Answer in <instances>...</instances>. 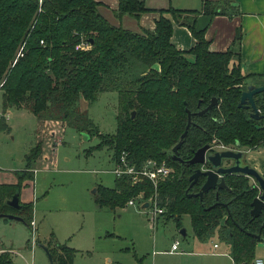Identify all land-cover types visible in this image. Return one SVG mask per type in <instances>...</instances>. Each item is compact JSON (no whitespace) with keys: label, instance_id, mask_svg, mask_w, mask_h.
<instances>
[{"label":"trees","instance_id":"trees-1","mask_svg":"<svg viewBox=\"0 0 264 264\" xmlns=\"http://www.w3.org/2000/svg\"><path fill=\"white\" fill-rule=\"evenodd\" d=\"M96 5L94 0H0V128L6 109L15 107L37 120L66 121L89 136L93 124L79 109V100L92 102L99 92L115 91V130L104 141L112 146V160L123 151L135 166L153 159L163 161L170 172L157 180L155 189L147 180L130 184L126 177L114 178L111 188L95 187L94 203L112 210L132 196L140 193L146 199L155 191L160 215L173 218L177 226L187 215L196 239L215 232L233 263L249 264L264 237V209L256 217L249 215L255 188L246 177L231 174L223 177V187L199 197L203 176L191 185L188 180L196 166L166 154L184 130L186 111L189 123L176 149L182 161L212 140L251 145L264 138V127L256 128L236 106L237 84L251 76L242 75L238 65L228 67L230 50L209 51L203 36L213 15H234L236 6L231 0H201L197 10L153 9L158 14L153 29L133 33L107 23ZM147 10L142 0H117L115 13L138 17ZM172 22L189 30L194 39L189 49L170 42ZM238 40L236 30L233 42ZM132 62L142 68L135 76L126 71ZM212 97L216 104L200 113ZM39 151V145L29 150L19 180L32 179L27 169ZM18 188L19 183L0 184V213L17 215L29 227L31 203L18 200V210L5 204ZM52 243L43 245L53 264H72L73 250ZM0 264H13L6 251H0Z\"/></svg>","mask_w":264,"mask_h":264},{"label":"rangeland","instance_id":"rangeland-1","mask_svg":"<svg viewBox=\"0 0 264 264\" xmlns=\"http://www.w3.org/2000/svg\"><path fill=\"white\" fill-rule=\"evenodd\" d=\"M179 1L142 0L149 10L138 17L117 16L116 5L108 4L105 16H100L111 26L128 31L129 27H135L141 33L148 30L145 24L152 22L153 9L181 8ZM229 50L230 59L235 58V47ZM231 66L236 64L228 62V67ZM126 71L135 76L142 68L132 62ZM116 106L115 91L99 92L92 102L81 106L94 125L87 139L66 121L37 120L24 109L7 111V122L2 121L5 125L0 128V184L19 183V202L31 203L32 218L39 224V238L46 240L51 232L60 245L73 250L72 264H231L227 257L209 255L212 242L219 241L217 234L213 232L203 240L196 239L187 215L181 217L177 226L173 218L163 215L152 222L149 210L142 211L137 203L112 210L94 203L96 185L113 186L114 176L108 170L112 168L113 150L104 141L114 133ZM39 125L44 129L45 138L38 142L35 130ZM49 135L53 137L51 140ZM35 145H39L42 156L41 162L34 160L27 169H35L33 180H19L17 174L26 169L25 156ZM30 229L20 221L0 218V247L12 249L1 247L0 251H6L13 264H49L37 239L36 225L34 238ZM179 229L184 230V237ZM175 240L176 251L182 252L181 256L168 251ZM213 252L226 255L222 245ZM253 257L264 261V238L256 244Z\"/></svg>","mask_w":264,"mask_h":264},{"label":"crops","instance_id":"crops-1","mask_svg":"<svg viewBox=\"0 0 264 264\" xmlns=\"http://www.w3.org/2000/svg\"><path fill=\"white\" fill-rule=\"evenodd\" d=\"M94 1L97 3L96 10L101 16H105L106 5L109 4L110 6L115 7V5L117 4V0H94ZM200 1L201 0H180L179 2L180 5H182V7L178 9H188V10L196 9L200 6ZM231 1L236 6L237 13L231 16H227L225 14L213 15L203 35L207 41V48L209 51L212 52H222L224 50L230 49L231 47H235L236 56L235 58H231L229 60V63L230 64L235 63L236 65H238L240 73L242 75H250L251 77L254 78L260 77L264 79V0H231ZM152 15H153V19L151 24L149 25H147V23L145 24L148 30L153 29L154 20L156 19L158 14L154 12ZM129 28L130 31L133 33H140V31L135 27H129ZM236 30H238L239 32V40L238 42H233V38ZM170 42L173 44L174 47L180 50H187L193 45L194 39L191 36L189 30L185 26H181L172 22ZM85 102L86 101L83 99L79 100L78 106L80 104L79 106L80 110H82L81 106H83ZM11 109H20V108H15V107L7 108L4 113L5 123L7 122V117H5V115L7 114V111ZM40 125L35 130V136L38 142L41 138H45L43 137L44 129ZM48 138L51 140L53 137H50L49 135ZM87 138H89L88 135ZM41 156H42L41 151H39V157L35 159V161L37 160L41 162ZM246 159L249 162V164L253 166L258 172L264 173V150L258 151V156L249 153L248 155H246ZM111 161H112V157H111ZM108 170L110 172L111 169ZM29 171H31L32 173V179H31L32 181L35 169L30 168ZM93 192H95V188ZM33 223L36 225L37 239L41 242L42 245L48 240L57 242V238L52 236L51 232L49 233L48 239L46 238L45 240L42 237L39 238V232H38L39 224H37L34 220ZM262 239H260L256 244H258ZM219 242L220 241L212 242L211 244L212 251L209 252L210 253L209 255L213 258H223V259L229 258L231 264H233L228 253L227 245L224 243L220 244ZM213 244H216V246L213 247ZM221 245L225 247L226 255H224L223 253L219 254L213 252V250L217 249ZM1 247L7 248V250H12L10 246L3 245ZM172 254L177 256L183 255L182 252H177V251H175ZM253 258H259V257H253Z\"/></svg>","mask_w":264,"mask_h":264},{"label":"water","instance_id":"water-1","mask_svg":"<svg viewBox=\"0 0 264 264\" xmlns=\"http://www.w3.org/2000/svg\"><path fill=\"white\" fill-rule=\"evenodd\" d=\"M246 89H247L246 92H241L238 105H240V103L243 101L245 96L250 97V95H252L253 93L264 90V86L262 87L247 86ZM214 104H215V98L212 97L209 103L207 104V106L202 110H200V113L204 112L206 109H208ZM130 115L133 116V111L130 112ZM186 115H187V122L185 124L184 130L181 132L179 136L178 141L169 150L166 151V154L169 155L171 159L178 160L179 162H183V161L177 157L176 149L180 145L181 139L185 135L186 128L189 123L188 111H186ZM82 135H84V139H87V135L85 133H83ZM208 148H209L208 144L202 145L192 153V156L189 159L184 161V163L186 164H207L209 166V168L205 171L196 169L188 178L189 180H191L190 183H192L193 181H195L198 175L204 176L203 183L201 184L200 190L196 193V195L200 197L202 192H205L208 189L223 187L224 184L221 175L231 174V173L251 175L261 190L260 194L257 197H254L250 203L251 209L249 210V214L251 217H256L260 213L261 209L264 208V178L257 175L251 168L248 167L247 164L243 163L242 152L219 151V152L211 153L208 150ZM224 162H229V165L223 166ZM5 204L15 210H18L20 208V205L18 204L17 193H14L8 200H6ZM146 205L147 203L143 202L141 204V208L146 207ZM0 218L12 219L22 222L21 217L11 213H0ZM179 234L181 236H184L185 234L184 230L179 229ZM40 246L42 247V249L44 250L47 256L48 263L53 264L51 255L47 251V248L42 244Z\"/></svg>","mask_w":264,"mask_h":264},{"label":"flooded vegetation","instance_id":"flooded-vegetation-1","mask_svg":"<svg viewBox=\"0 0 264 264\" xmlns=\"http://www.w3.org/2000/svg\"><path fill=\"white\" fill-rule=\"evenodd\" d=\"M247 86L262 87V86H264V79L260 78V77L254 78V77H249V76L246 77L245 76V78L242 80V82L240 84H237V87L239 88V95H238L237 103H236V106L238 108L245 111L247 118L256 123V125H255L256 128H262V127H264V90L253 93L252 95H250V97L245 96L243 101L240 103V105H238L240 94H241V92L247 91V89H246ZM215 104H216V101H215ZM208 145H209L208 150L211 153L212 152H219V151H233V152L239 151V152H242L243 163L247 164L248 167L251 168L257 175L264 178V173L258 172L253 166H251L249 164V162L246 159V155H248L249 153L252 155H256V154L258 155V151L264 150V138L257 141L256 143L251 144V145H239L237 142H234L233 144H229V145H223L217 140H212L210 143H208ZM184 161H186V160H183V162H181V163L184 164ZM194 165L196 166L194 168L195 170L199 169L201 171H205L209 168V166L207 164H194ZM228 165H229V162L223 163V166H228ZM231 174L242 175V176L247 178V181L250 184V186L255 188V195L253 196V198L257 197L260 194L261 190L251 175H244V174H239V173H231ZM231 174L221 175L222 179L225 175H231ZM199 176H202V175H198L197 178L195 179V181L199 178ZM203 180H204V176H203ZM189 181L191 182V180H189ZM195 181H193L192 183H194ZM190 182H189V185L192 184ZM202 183H203V181H202ZM223 184H224V182H223ZM199 190H200V187H199ZM250 203H251V201H250ZM250 203H249V207L251 209ZM262 209H264V208H262Z\"/></svg>","mask_w":264,"mask_h":264},{"label":"built area","instance_id":"built-area-1","mask_svg":"<svg viewBox=\"0 0 264 264\" xmlns=\"http://www.w3.org/2000/svg\"><path fill=\"white\" fill-rule=\"evenodd\" d=\"M37 2L40 3L41 0H37ZM110 172L112 173L114 178L126 177L129 180L130 184H135L142 180H147L150 182L153 189H155L157 180L166 177L170 172V168L163 161L156 162L153 159H146L140 165L135 166V164L130 163L127 160L125 152L122 151L120 152V154L116 159L112 160V168ZM143 202H146L147 205L146 207L141 208V204ZM135 203H137L138 207L142 211L149 210L150 220L152 222L153 220L155 221L163 212V208L157 205V198L155 191L152 192V194L148 196L146 199H143L140 193L135 196H132L125 202L124 205L133 206ZM29 229L31 231L32 237L34 238V223L32 219L29 221ZM215 246L216 244H213V247ZM176 250H177V241L175 240L170 245L169 252H175ZM238 264H243V263L240 262ZM250 264H264V261L260 258H253Z\"/></svg>","mask_w":264,"mask_h":264}]
</instances>
